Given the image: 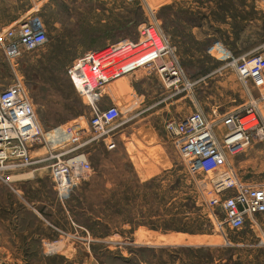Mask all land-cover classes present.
Wrapping results in <instances>:
<instances>
[{
	"label": "rangeland",
	"instance_id": "rangeland-1",
	"mask_svg": "<svg viewBox=\"0 0 264 264\" xmlns=\"http://www.w3.org/2000/svg\"><path fill=\"white\" fill-rule=\"evenodd\" d=\"M30 1L31 12L29 0H0V15L24 7L29 14L23 21L36 16L44 23L46 44L15 62L0 49V89L21 82L34 106L45 136L32 149L34 160L42 161L37 164L83 157L92 172L46 219L68 240L69 247L53 250L3 247L25 245L40 226L10 182L15 168L1 171L0 264H40L52 250L60 254L57 264L71 255L78 264H264V217L258 228L248 221L230 230L217 206V173L190 174L180 139L165 131L168 121L193 112L223 130L219 119L246 109L251 97L260 100L264 118V90L240 82L234 69L243 57L264 55L262 0ZM151 23L168 41L166 61L179 66L185 84L166 88L148 70L112 82L99 106L119 107L120 120L94 132L92 112L69 81L68 68L89 52L137 42L140 28ZM17 25H0V34ZM225 168L244 186L264 187V143L229 156Z\"/></svg>",
	"mask_w": 264,
	"mask_h": 264
},
{
	"label": "built area",
	"instance_id": "built-area-1",
	"mask_svg": "<svg viewBox=\"0 0 264 264\" xmlns=\"http://www.w3.org/2000/svg\"><path fill=\"white\" fill-rule=\"evenodd\" d=\"M262 2L264 4V0ZM45 44V26L36 16L0 34V49L13 62L23 52L40 50ZM170 53L168 41L151 23L140 28L137 42L124 41L101 51L89 52L76 60L68 68L67 76L92 112L91 129L104 133L120 120L119 107L101 109L99 106L104 88L112 82L138 70H148L156 71L166 88L176 89L184 85L186 79L179 66L166 61ZM234 69L240 82L250 84L259 92L264 90L263 54L241 58ZM261 98L264 100L263 95ZM259 102L251 97L246 109L220 118L218 122L223 130L208 123L199 112L165 124L166 134L180 139V154L190 174L217 173L214 181L219 198L217 206L225 216V225L232 231L241 230L248 221L256 225L258 218L264 217V187L244 186L231 169L225 168L229 156L239 155L255 141L264 143V118L258 108ZM44 143L45 136L23 84L15 82L0 89V172L18 165L32 166L42 162L34 160L31 154L33 148ZM54 159L56 162L50 166V176L59 197L67 199L89 177L92 167L83 157L69 161L60 157ZM0 181L6 184L3 174Z\"/></svg>",
	"mask_w": 264,
	"mask_h": 264
},
{
	"label": "crops",
	"instance_id": "crops-1",
	"mask_svg": "<svg viewBox=\"0 0 264 264\" xmlns=\"http://www.w3.org/2000/svg\"><path fill=\"white\" fill-rule=\"evenodd\" d=\"M23 8L24 7L21 8L18 14L0 15V25L20 24L29 12H31L30 10H32L31 1L29 0L26 4V8L29 10L28 13L24 14ZM50 166L51 165L47 164H33L32 166L18 165L12 171L10 182L14 185L13 187L22 194L24 200L32 206V208H28L27 211L34 216V221L32 223L38 224L40 229L39 231L30 233L31 235L24 241L26 243L25 245L17 244L18 242H15V245L3 247L36 249L51 248L53 250L69 247L68 240L64 237V230L57 227L52 221L48 222L46 220L54 217L55 208L58 204L64 205V200L59 197L52 182ZM255 228L258 227L255 226ZM142 248L149 249L152 247L142 246ZM52 251H46L47 253L45 252L42 254L40 264H57V261H59L60 258L56 255L60 254L58 252L53 253ZM66 259L67 261H64V264H78V257L76 256H66ZM58 264L63 263L59 262Z\"/></svg>",
	"mask_w": 264,
	"mask_h": 264
}]
</instances>
